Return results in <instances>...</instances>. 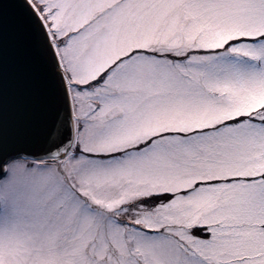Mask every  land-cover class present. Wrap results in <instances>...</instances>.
<instances>
[{
	"label": "snow or ice",
	"instance_id": "1",
	"mask_svg": "<svg viewBox=\"0 0 264 264\" xmlns=\"http://www.w3.org/2000/svg\"><path fill=\"white\" fill-rule=\"evenodd\" d=\"M0 264H264V0H0Z\"/></svg>",
	"mask_w": 264,
	"mask_h": 264
}]
</instances>
